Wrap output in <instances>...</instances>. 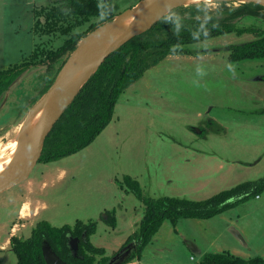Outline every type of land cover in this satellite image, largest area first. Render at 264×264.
<instances>
[{
    "label": "rangeland",
    "instance_id": "rangeland-1",
    "mask_svg": "<svg viewBox=\"0 0 264 264\" xmlns=\"http://www.w3.org/2000/svg\"><path fill=\"white\" fill-rule=\"evenodd\" d=\"M138 1L110 0V11L118 14ZM64 2L0 0V70L25 60L39 62L43 52L100 20L91 17L76 25L66 14L45 20L47 11ZM220 3L203 2L182 13L223 14L241 2ZM239 26L264 29V19L245 17ZM254 38L229 32L187 44L188 52L168 55L147 69L122 92L110 124L88 146L56 161L37 162L25 180L0 193V239L28 237L40 219L53 226L94 220L90 241L111 257L121 248L111 254L117 225L125 231L137 210L143 212L142 201L120 185L125 175L138 180L144 196L193 200L263 177L264 59L229 58L232 45ZM46 75L45 65L31 66L0 95V145L45 92ZM105 210L115 224L105 222ZM178 220L179 229L202 251L216 249L214 238L220 247L233 240L254 250L264 245V189L201 220L205 226L190 227L195 219ZM160 247L172 252H160ZM198 256L183 242L163 239L141 257V264L149 259L152 264H194ZM133 261L137 257L128 262ZM16 262L11 245L0 249V264Z\"/></svg>",
    "mask_w": 264,
    "mask_h": 264
},
{
    "label": "trees",
    "instance_id": "trees-1",
    "mask_svg": "<svg viewBox=\"0 0 264 264\" xmlns=\"http://www.w3.org/2000/svg\"><path fill=\"white\" fill-rule=\"evenodd\" d=\"M64 1L57 8L47 11L45 20L53 21L57 19V14L73 16L77 20L76 25L88 21L91 17H100V20L89 24L82 32L72 33L57 49L43 52V58L39 62L25 60L0 70V95L21 73L37 65L46 66L44 89L46 91L79 40L87 32L114 16L110 11V0ZM227 2H221L220 5ZM200 4L202 3L180 5L172 9L148 30L133 37L105 58L52 126L44 140L39 161L46 163L56 161L88 146L111 121L122 92L138 80L147 69L168 55L188 52L189 49L185 47L187 44L229 32L236 34L247 32L254 34L255 38L232 45L229 50L230 60L264 59V29L249 30L247 27L239 26L245 17L264 19L263 5L241 2L223 14L207 13L202 17L183 15V11L194 9L193 7ZM120 185L125 191L133 192L144 205L143 215L136 229L121 246L122 248L129 242H134L135 249L128 258L130 260L141 255L144 246L164 220L169 219L175 226L179 218L205 219L220 214L252 195L257 196L258 192L264 189V176L238 183L201 200L144 196L138 180L129 175L122 178ZM107 214L105 222L115 224L114 216L108 211ZM95 228L94 220L84 222L77 219L72 226L67 224L53 226L47 220L41 219L35 222L28 237L19 238L14 235L10 237L11 251L16 255V264H46L41 247L43 241L47 240L52 249L68 264H106L110 256H105V250L94 246L89 239ZM69 235L79 238L78 249L75 252L69 248ZM194 264H264V258L259 255L244 258L228 251L208 252Z\"/></svg>",
    "mask_w": 264,
    "mask_h": 264
},
{
    "label": "water",
    "instance_id": "water-1",
    "mask_svg": "<svg viewBox=\"0 0 264 264\" xmlns=\"http://www.w3.org/2000/svg\"><path fill=\"white\" fill-rule=\"evenodd\" d=\"M212 1L251 2L264 6V0ZM180 5H183V0H139L132 7L115 14L110 20L87 32L79 40L74 50L60 67L50 86L27 113L24 119V128L27 126L29 119L39 109H43L33 136L29 139L18 138L14 158L0 174V193L19 184L29 176L40 159L44 140L52 126L104 59L133 37L148 30L164 15ZM131 16H133L132 22L126 27L122 26V21ZM83 67L85 69L76 82L70 89H67L72 77ZM104 217L105 220L108 215L104 214ZM82 237L84 238L85 235L83 234ZM78 243V237L69 235L68 245L72 252L78 249ZM41 249L46 264H68L52 249L47 240L43 241ZM134 249V242H129L113 254L106 264L126 262Z\"/></svg>",
    "mask_w": 264,
    "mask_h": 264
},
{
    "label": "crops",
    "instance_id": "crops-1",
    "mask_svg": "<svg viewBox=\"0 0 264 264\" xmlns=\"http://www.w3.org/2000/svg\"><path fill=\"white\" fill-rule=\"evenodd\" d=\"M113 117H112V119H113ZM109 124L110 123H108V125ZM105 211L107 212V210H105ZM137 212L138 213H136L134 217H132L129 221H127V224L130 225V228L129 229L123 231L120 227H118V225H117L116 230L114 228L115 235H116L115 237H116V241L117 242H116V245L114 247H111V254L113 252H116L125 243V241L129 237V235L132 234L134 232V230L136 229V227L138 225V222L140 221V219H141V217L143 215V212H140V210H137ZM36 213H37V209H36ZM36 213H34V214L36 215ZM221 216H223V215H221ZM190 219H195V220H193V222H190L189 225L191 227V225H193V224L194 225H198V224L199 225L200 224L202 225L203 224V226H205L206 224L203 223V222H201V220H205V219H208V218H205V219H202V218H190ZM190 221H192V220H190ZM179 225H180L179 220H178V222L176 223L175 226L171 223L170 220L169 221L167 219L164 220L162 222V224L160 225V227L158 228V230L156 231V233L151 238V240L144 246V248H143V250L141 252V255L139 257H137L138 261L137 262L136 261H133L132 263L131 262L129 263L128 262L129 260H128V261L124 262L123 264H141V257L142 258L145 257L147 255V253L149 252V248L150 247H153L158 242H161L163 239L164 240H172V241H180V242H183V244L189 250H190V248H194L196 254L199 255L198 256L199 258L203 254L208 253V252H223V251H228L231 254H234V255H237V256H240V257H244V258H248V257L256 256V255H259V256H261V257L264 258V245H262L259 248H255L253 250V247L246 248L243 245L239 244L238 242H234L233 240H232L233 243L232 244H229L230 246L225 245L227 247H220L221 245H219L218 242L216 241V239L214 238L212 240V244H213V246H217V247H215L216 249L214 251H206V252L205 251H202L199 246H197V245H195L193 243V240L189 238V236L187 235L186 231H184V230L181 231L179 229ZM190 235H191V233H190ZM90 236H89V239L91 240ZM90 242L92 243V241H90ZM96 244L99 245L100 243L98 244V242H97ZM9 245H10V238L9 237L6 238V240H4V241H2L0 239V249H3V250L5 249L6 250ZM246 249H248V250H246ZM164 250L165 251H168V252H172L170 249H168L166 247H160L159 248V251L160 252H162ZM190 258L192 260L194 259L192 255L190 256ZM146 264H152V260L151 259L146 260Z\"/></svg>",
    "mask_w": 264,
    "mask_h": 264
},
{
    "label": "bare ground",
    "instance_id": "bare-ground-1",
    "mask_svg": "<svg viewBox=\"0 0 264 264\" xmlns=\"http://www.w3.org/2000/svg\"><path fill=\"white\" fill-rule=\"evenodd\" d=\"M212 0H183V4L191 5L201 2H209ZM133 20V16L122 21V26H128ZM110 39V38H109ZM85 67L81 68L71 79L69 82L67 89H70L71 86L76 82L77 78L83 72ZM42 108L39 109L28 121L27 126L24 128L25 121L21 120L11 132L9 138L0 145V174L7 168V166L11 163L14 158L15 152L18 146V138H26L29 139L33 136L34 131L39 122L40 116L42 114ZM5 134V133H4ZM5 138V137H4ZM3 141V139H2ZM1 142V141H0ZM26 205V204H25ZM24 206V204H23ZM29 208V207H28ZM22 210V209H21ZM22 213V212H21ZM23 214V213H22Z\"/></svg>",
    "mask_w": 264,
    "mask_h": 264
},
{
    "label": "flooded vegetation",
    "instance_id": "flooded-vegetation-1",
    "mask_svg": "<svg viewBox=\"0 0 264 264\" xmlns=\"http://www.w3.org/2000/svg\"><path fill=\"white\" fill-rule=\"evenodd\" d=\"M39 162V161H38ZM33 170V169H32ZM17 213H19V210L17 211ZM18 217L20 218L21 216L20 215H18Z\"/></svg>",
    "mask_w": 264,
    "mask_h": 264
}]
</instances>
